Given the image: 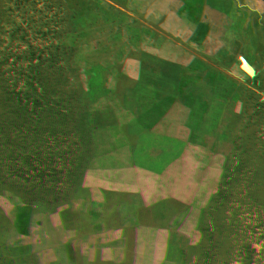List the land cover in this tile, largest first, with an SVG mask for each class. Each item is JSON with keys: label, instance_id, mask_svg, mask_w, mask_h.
<instances>
[{"label": "rangeland", "instance_id": "1", "mask_svg": "<svg viewBox=\"0 0 264 264\" xmlns=\"http://www.w3.org/2000/svg\"><path fill=\"white\" fill-rule=\"evenodd\" d=\"M0 264H264V0H0Z\"/></svg>", "mask_w": 264, "mask_h": 264}, {"label": "trees", "instance_id": "2", "mask_svg": "<svg viewBox=\"0 0 264 264\" xmlns=\"http://www.w3.org/2000/svg\"><path fill=\"white\" fill-rule=\"evenodd\" d=\"M86 1H90L91 7H96V6H98V4L109 3V2L114 1V0H97V1H93V0H85V1H83L82 0V2H84V3H86ZM84 5H87V4H84ZM88 8H90V7H88Z\"/></svg>", "mask_w": 264, "mask_h": 264}]
</instances>
